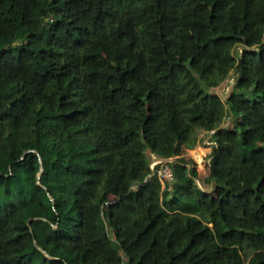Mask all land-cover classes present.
<instances>
[{
	"label": "trees",
	"instance_id": "trees-1",
	"mask_svg": "<svg viewBox=\"0 0 264 264\" xmlns=\"http://www.w3.org/2000/svg\"><path fill=\"white\" fill-rule=\"evenodd\" d=\"M0 264H264V0H0Z\"/></svg>",
	"mask_w": 264,
	"mask_h": 264
},
{
	"label": "rangeland",
	"instance_id": "rangeland-1",
	"mask_svg": "<svg viewBox=\"0 0 264 264\" xmlns=\"http://www.w3.org/2000/svg\"><path fill=\"white\" fill-rule=\"evenodd\" d=\"M236 73L232 72L231 75L229 76V78L227 80H225L217 89L216 91L220 93L221 97H224L225 94L227 93V91L230 88V85L233 83L234 81V75ZM230 118L226 119L224 124L227 123V121ZM202 135H199V142L198 144L193 148V149H184L183 150V156L185 158H191L194 163H195V168L199 174V178L200 179H204L207 177L208 173H209V169H208V163L210 161V153L214 147L213 144H211V140H210V134L206 133V132H202ZM199 146V147H198ZM196 149H200L201 150V158L199 159L200 161L197 160V157H195L194 153H192L194 150ZM164 161V160H162ZM153 162V160L151 161ZM150 164V163H149ZM164 167V165L159 164L157 165V167H155V173L157 175V177L159 178L162 187L164 186L166 180L164 179L163 173L161 172L162 168ZM199 185L200 182L197 180L196 181ZM211 186L208 189H204L206 193H211Z\"/></svg>",
	"mask_w": 264,
	"mask_h": 264
},
{
	"label": "built area",
	"instance_id": "built-area-1",
	"mask_svg": "<svg viewBox=\"0 0 264 264\" xmlns=\"http://www.w3.org/2000/svg\"><path fill=\"white\" fill-rule=\"evenodd\" d=\"M213 132H214V130H211V131L206 132V133H208V134H212ZM201 135H202V134H200V136H201ZM211 142H212V141H211ZM211 144L214 145V142H212ZM161 162H162V164L164 165V167H163L162 170H161V172L163 173L164 179H165L167 182H171L172 179H173V176H172V174H171V171H170V169H169V166L167 165V161H166V160H164V161H162V160H157V161L150 162L149 167H150V169L153 171V170L155 169L156 164H157V163L161 164Z\"/></svg>",
	"mask_w": 264,
	"mask_h": 264
},
{
	"label": "bare ground",
	"instance_id": "bare-ground-1",
	"mask_svg": "<svg viewBox=\"0 0 264 264\" xmlns=\"http://www.w3.org/2000/svg\"><path fill=\"white\" fill-rule=\"evenodd\" d=\"M199 147V146H198ZM192 153H194L195 157H197V160L200 161L199 159L201 158V150L200 149H196L194 150ZM201 162V161H200Z\"/></svg>",
	"mask_w": 264,
	"mask_h": 264
},
{
	"label": "water",
	"instance_id": "water-1",
	"mask_svg": "<svg viewBox=\"0 0 264 264\" xmlns=\"http://www.w3.org/2000/svg\"><path fill=\"white\" fill-rule=\"evenodd\" d=\"M27 152H30V150L29 151H27ZM167 162H170V161H172L173 160V158H167V159H165ZM30 223V220L28 221V224ZM36 244V243H35ZM43 252H45V251H43Z\"/></svg>",
	"mask_w": 264,
	"mask_h": 264
},
{
	"label": "clouds",
	"instance_id": "clouds-1",
	"mask_svg": "<svg viewBox=\"0 0 264 264\" xmlns=\"http://www.w3.org/2000/svg\"><path fill=\"white\" fill-rule=\"evenodd\" d=\"M162 160H165V159H162ZM153 161H157V160H153Z\"/></svg>",
	"mask_w": 264,
	"mask_h": 264
}]
</instances>
